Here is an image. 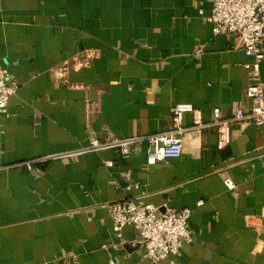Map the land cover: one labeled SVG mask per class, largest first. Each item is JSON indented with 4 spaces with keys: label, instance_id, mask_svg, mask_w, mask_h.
Returning a JSON list of instances; mask_svg holds the SVG:
<instances>
[{
    "label": "crops",
    "instance_id": "obj_1",
    "mask_svg": "<svg viewBox=\"0 0 264 264\" xmlns=\"http://www.w3.org/2000/svg\"><path fill=\"white\" fill-rule=\"evenodd\" d=\"M212 8L0 0V60L19 84L0 113V264H264V128L233 122L219 147L211 124L215 108H251L250 58L213 33ZM177 102L196 108L180 157L149 164L145 140L128 153L87 150L92 137L170 129ZM65 151L79 153L56 157ZM126 198L190 207L192 240L157 263L144 257L131 225L113 227L109 204Z\"/></svg>",
    "mask_w": 264,
    "mask_h": 264
},
{
    "label": "built area",
    "instance_id": "obj_2",
    "mask_svg": "<svg viewBox=\"0 0 264 264\" xmlns=\"http://www.w3.org/2000/svg\"><path fill=\"white\" fill-rule=\"evenodd\" d=\"M212 23L214 34H224L237 40L250 60L244 67L251 73L252 80L246 87V94L251 100V108L238 107L230 117H223L219 108L214 109V120L218 132V146L223 147L231 141V124L236 121H253L264 124V86L261 81V61L264 52V0H213L212 12L206 17ZM236 45V44H235ZM18 82L10 79L8 70L0 60V113L8 115V101L18 89ZM196 108L190 102H177L172 106V126L170 129L147 135L114 137L100 140L90 139L87 150L100 151L118 148L128 153L133 145L147 141V162L166 161L180 157L183 153V137L188 128L184 125V115L194 112ZM201 119H196L200 125ZM1 138V132H0ZM1 141V140H0ZM1 146V142H0ZM79 151H65L56 157H68ZM109 166L113 161L106 162ZM228 189L236 188L232 177L224 179ZM198 201V205L203 204ZM113 227L121 236L126 225L135 230L132 245L143 256L157 263L180 250L185 241L192 240L189 219L190 207L174 208L157 206L153 203H141L134 198H126L109 204Z\"/></svg>",
    "mask_w": 264,
    "mask_h": 264
},
{
    "label": "water",
    "instance_id": "obj_3",
    "mask_svg": "<svg viewBox=\"0 0 264 264\" xmlns=\"http://www.w3.org/2000/svg\"><path fill=\"white\" fill-rule=\"evenodd\" d=\"M264 128V124L261 125Z\"/></svg>",
    "mask_w": 264,
    "mask_h": 264
}]
</instances>
